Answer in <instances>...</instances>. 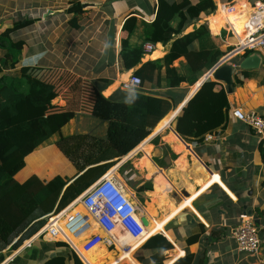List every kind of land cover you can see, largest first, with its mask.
Returning a JSON list of instances; mask_svg holds the SVG:
<instances>
[{"label": "crops", "instance_id": "obj_1", "mask_svg": "<svg viewBox=\"0 0 264 264\" xmlns=\"http://www.w3.org/2000/svg\"><path fill=\"white\" fill-rule=\"evenodd\" d=\"M214 1L216 7L220 3L234 2L238 10L248 7L249 3L264 2ZM157 6L158 0H0V35L16 24L24 25L11 34L14 42L24 43L20 63L5 74L13 78L29 74L55 84L58 97L53 104L60 109L71 107L76 111V117L50 139L52 147L58 149L56 142L61 137L76 134L106 138L108 123L92 116L93 86L98 80L111 81L103 92L106 98H117L119 90L162 98L168 95L170 91L164 80L159 88L150 83H145L139 90L128 91L122 87V83L141 67L122 71L123 25L133 16L151 26ZM220 13L217 9L212 14L203 13L185 32L201 29L219 58L217 64L233 54L234 45L242 37L234 31L238 32L245 24L244 19L239 22V18L224 17L220 31L214 33L211 20L219 19ZM141 41L140 32L132 37L133 43ZM170 47L171 43L157 44L152 53L145 55L142 64L162 60ZM194 48L199 49V43ZM257 54L263 60L259 69L242 70L240 65L248 57L244 54L227 62L234 68L231 93L225 84L218 83L226 91L230 108L245 113L257 112L264 118V48ZM186 63V59L181 58L173 66L185 72ZM208 73L193 86L184 83L180 90L171 91L183 100L152 131L149 140L148 137L117 165V169L116 166L113 169L123 180L118 169L129 162L127 166H131L126 173L134 169L133 178L138 174L143 182L152 181L154 189L135 193L141 196L142 211L129 189L127 193L138 207L141 218L145 217L150 223L148 235L142 240L163 234L173 244L174 249L167 253L166 264H175L188 254L193 255V264H264V245L257 255L240 253L232 235L246 216H257V209L264 211V159L258 138L244 123L231 117L222 129L207 136L212 137L211 140L206 137L198 147L187 144L175 130L177 118L183 114ZM66 161L69 164L66 174L60 176L75 178L79 172ZM13 177L19 183L28 179L20 180L16 173ZM182 196L185 202L181 200ZM261 223L264 224V220ZM11 250L9 247L2 254L11 257L8 253L20 252V260L13 264H38L29 259L25 250Z\"/></svg>", "mask_w": 264, "mask_h": 264}, {"label": "trees", "instance_id": "obj_2", "mask_svg": "<svg viewBox=\"0 0 264 264\" xmlns=\"http://www.w3.org/2000/svg\"><path fill=\"white\" fill-rule=\"evenodd\" d=\"M244 8L246 6L241 10ZM216 9L214 0H158L156 17L151 26L130 16L122 28V71L129 72L141 65L133 75L142 80L143 86L150 83L159 88L164 80L170 92L162 98L119 90L117 98H106L103 92L111 85V81H96L93 86L95 102L92 116L108 123L106 138L86 134L61 137L56 142L58 149L41 146L76 117L75 109H60L53 104L58 97L55 84L29 74L16 78L5 74L20 63L24 43L14 42L11 34L24 25L16 24L13 29L0 35V192L5 193L0 197V264L6 258L2 254L4 251L9 247L17 251L25 242L30 241L46 225L45 216L70 205L152 134L183 100L182 96L177 98L171 91L180 90L184 83L195 85L219 62L201 29L185 34L203 13L212 14ZM223 24L219 19L211 20V31L218 33ZM138 32L141 33L142 41L133 43L132 37ZM169 43L170 50L162 60L142 64L146 44L156 46ZM196 43H199V49L194 48ZM251 54L246 52L244 55ZM181 58L187 61L185 72L173 66ZM185 94L186 91L183 92ZM229 109L225 89L209 79L187 103L183 114L176 120L175 130L187 144L198 147L208 135L227 124ZM66 159L79 172L75 178L59 175L64 174L68 168ZM127 163L118 171L123 180L131 184L132 180L135 181V170L126 173L125 170L131 166H127ZM46 165L52 168L43 171ZM15 173L20 180L28 179L19 183L13 177ZM38 175L48 180L45 182ZM143 185L144 189L137 188L136 191L152 190L150 183ZM78 210L83 211L82 207ZM256 215L261 221L264 220V211L257 209ZM95 231L93 229L80 239H71L86 264L93 263L79 248L83 250L84 242L81 241ZM137 247L139 249L134 258L140 264H166L167 253L174 249L163 234H156L135 243L128 253L119 258L133 260L132 251ZM118 250L123 252L120 248ZM26 251L29 259L38 264H84L64 242L36 240ZM96 251L100 253L99 256L92 251L85 253L95 264H99L108 253L102 247ZM19 260L17 257L11 264ZM175 264H193V255L188 254Z\"/></svg>", "mask_w": 264, "mask_h": 264}, {"label": "built area", "instance_id": "obj_3", "mask_svg": "<svg viewBox=\"0 0 264 264\" xmlns=\"http://www.w3.org/2000/svg\"><path fill=\"white\" fill-rule=\"evenodd\" d=\"M217 11H221L225 18L244 19L243 32L240 41L234 45L231 56L224 61L229 62L233 57L251 52L257 54L264 48V2L249 3L248 7L239 12L234 2L220 3ZM239 37L238 32L234 31ZM145 55L152 53L155 46L146 44ZM213 79L209 75L205 81ZM143 86L142 80L130 75L129 79L122 83L125 90H139ZM229 117L244 123L258 138L260 147L264 150V118L257 112L245 113L240 109H229ZM211 140L212 137H207ZM81 206L83 211H78ZM46 225L30 241L24 243L17 251L29 248L36 240L46 242H64L83 261L77 246L71 239H80L87 233L96 229V233L90 235L83 243V251L90 252L104 245L107 250L120 248L128 252L138 241L144 239L149 232L138 213V207L128 196L127 190L116 175L109 171L81 196L63 210L53 212L44 217ZM264 224L256 225L254 217L246 216L245 220L232 231L237 250L251 256L259 254L263 249L262 233ZM131 239L133 244L128 243ZM20 253V252H19ZM19 253H15L2 264H9L15 260Z\"/></svg>", "mask_w": 264, "mask_h": 264}, {"label": "rangeland", "instance_id": "obj_4", "mask_svg": "<svg viewBox=\"0 0 264 264\" xmlns=\"http://www.w3.org/2000/svg\"><path fill=\"white\" fill-rule=\"evenodd\" d=\"M150 139V137L147 139V140H149ZM148 142V141H147ZM146 142V143H147ZM146 143H145V145H146ZM41 147H52L51 146V143L48 141V143H45L44 145H42ZM67 160V159H66ZM46 168H52V166H50V165H46V166H44V170L43 171H45L46 170ZM40 169H43V168H40ZM115 169H113V172H115L114 171ZM39 172H40V170H39ZM37 174V173H36ZM64 174H66V172L64 173ZM64 174H59V175H64ZM34 175V174H33ZM41 176H39L38 175V178H40ZM43 177V176H42ZM144 177V176H143ZM145 180H146V175H145ZM143 178V179H144ZM41 179V178H40ZM123 179V178H122ZM41 180H43V181H47L48 180V178H46V179H41ZM121 180V179H120ZM122 181V183L124 184V186H125V188H126V190L127 189H129L130 191H131V193L133 194L132 195V197L134 198V200H135V202L137 203V206H139V208L141 209V211H142V204H143V202L141 201L142 199H141V196L140 195H138V194H135L137 191H136V189L138 188V190H141V189H144L143 188V184L145 183V182H143V180H142V177H141V175H136V177H135V181H133L132 180V183L131 184H127L124 180H121ZM149 183H150V185H151V188L152 189H154L153 188V183H152V181L149 179ZM127 186H126V185ZM128 190V191H129ZM189 190V187L188 188H186L185 189V191H188ZM127 191V192H128ZM138 193V192H137ZM181 194V193H180ZM5 195V193L4 192H0V197H2V196H4ZM142 195V194H141ZM171 198H173V199H175V197L174 196H170ZM181 198V200H183L184 201V197L182 196V197H180ZM145 199V198H144ZM150 202V201H149ZM185 202V201H184ZM184 204V203H183ZM189 204H187V205H184V208L185 207H187ZM81 208V206H78L77 207V210L78 209H80ZM183 208V209H184ZM182 209V210H183ZM79 211V210H78ZM96 233V231L93 233V234H95ZM19 239V238H18ZM18 239H16L15 240V242L18 240ZM262 239H263V241H264V234L262 233ZM47 241V240H46ZM81 242H84V240L83 241H81ZM130 242H132V240H130ZM146 242V241H145ZM144 242V243H145ZM143 243V244H144ZM27 244V243H26ZM25 244V245H26ZM142 244V245H143ZM25 245H23V246H25ZM141 245V246H142ZM263 245H264V243H263ZM141 246H139V247H141ZM99 247H102L104 250H107V248L104 246V245H101V246H99ZM139 247H137L135 250H133L132 252H134L133 253V258H134V254H135V252L139 249ZM78 248H79V246H78ZM79 250L93 263V264H95V262L93 261V259L90 257V256H88L83 250H81L80 248H79ZM12 251V250H11ZM58 251H60V250H58ZM14 252H16V251H14ZM25 254H28V251H26L25 250ZM92 252H94V254H96V256H99L100 255V253L99 252H97L96 251V249H94V250H92ZM116 253L117 255L116 256H114L113 255V253ZM106 253H108V255H107V257H104V258H102L100 261H99V264H138L137 263V261H136V259L134 258L133 260H129V261H126V260H121L119 257H121V255L122 254H125L124 252H121V251H119L118 249H116V248H113L112 250H107V252ZM9 255H11V256H13L12 254V252L11 253H8ZM8 256V255H7ZM10 257H6L5 259L7 260V259H9ZM5 260V261H6Z\"/></svg>", "mask_w": 264, "mask_h": 264}, {"label": "water", "instance_id": "obj_5", "mask_svg": "<svg viewBox=\"0 0 264 264\" xmlns=\"http://www.w3.org/2000/svg\"><path fill=\"white\" fill-rule=\"evenodd\" d=\"M262 63H263L262 57L259 54L255 53V54H253L251 56L249 55L247 58H245V60L240 65V68L242 70L259 69L262 67ZM233 73H234L233 66H231L230 64H227L226 61H223L220 64H217L214 68H212L209 71V73L207 74V77L209 75H212L214 81L225 84L227 89H228V93H231L232 88H233ZM206 78H204V79L206 80ZM205 80H203V82L201 83L197 92L199 91V89L201 88V86L203 85ZM197 92H195V93H197ZM194 96H195V94H194ZM194 96H192V97H194ZM116 169H117V166H116ZM248 214L252 215V211H249ZM254 219H255L256 225L259 226L261 224V220L257 216H254ZM142 222L146 227L149 228L150 223L145 217L142 218Z\"/></svg>", "mask_w": 264, "mask_h": 264}, {"label": "bare ground", "instance_id": "obj_6", "mask_svg": "<svg viewBox=\"0 0 264 264\" xmlns=\"http://www.w3.org/2000/svg\"><path fill=\"white\" fill-rule=\"evenodd\" d=\"M242 11H243V10H239V12H242ZM218 18L224 23V16H223L222 13H220V15H219ZM237 21L240 22L241 20L238 19ZM238 25H239V24H238ZM242 32H243V25H242L241 27H239V29H238V34H240V33H242ZM127 194H128V193H127ZM128 196H129L130 198H132L131 195L128 194ZM130 240H131V239H128V243H129V244H133V242H130ZM118 249H119V248H118ZM130 249H131V248H130ZM122 251H123V250H122ZM129 251H130V250H129ZM129 251H128V252H129ZM128 252H124V253H128Z\"/></svg>", "mask_w": 264, "mask_h": 264}]
</instances>
